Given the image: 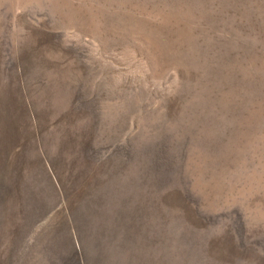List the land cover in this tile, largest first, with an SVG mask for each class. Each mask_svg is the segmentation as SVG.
I'll return each mask as SVG.
<instances>
[{"label": "rangeland", "instance_id": "1", "mask_svg": "<svg viewBox=\"0 0 264 264\" xmlns=\"http://www.w3.org/2000/svg\"><path fill=\"white\" fill-rule=\"evenodd\" d=\"M0 264H264V0H0Z\"/></svg>", "mask_w": 264, "mask_h": 264}]
</instances>
